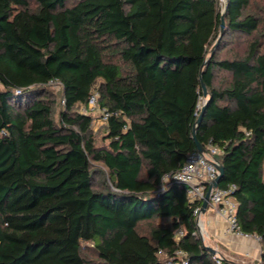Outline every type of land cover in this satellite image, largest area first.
Wrapping results in <instances>:
<instances>
[{"label":"trees","instance_id":"obj_1","mask_svg":"<svg viewBox=\"0 0 264 264\" xmlns=\"http://www.w3.org/2000/svg\"><path fill=\"white\" fill-rule=\"evenodd\" d=\"M0 0V264H217L185 187L197 138L264 264V15L252 0ZM244 54L218 58L228 34ZM231 74L216 84V72ZM202 78L208 95L204 96ZM53 84L61 87L57 112ZM111 113L98 145L82 113ZM104 180L95 182V164ZM182 235L177 237V233ZM89 247L96 257L85 251ZM222 264H226L223 260Z\"/></svg>","mask_w":264,"mask_h":264},{"label":"built area","instance_id":"obj_2","mask_svg":"<svg viewBox=\"0 0 264 264\" xmlns=\"http://www.w3.org/2000/svg\"><path fill=\"white\" fill-rule=\"evenodd\" d=\"M99 109L100 121L105 123L110 112L106 107L99 105V92H93L85 104L80 106L82 113H91ZM220 150L216 146H211L210 151L202 153L200 151L192 152L188 155L183 166L172 175L166 174L165 180L169 183L177 182L181 186L185 187L187 195L192 201H199L200 205L195 208V214L198 217V233L201 236L202 226L199 221L201 215V207L206 200L207 191L211 183L219 176L217 155ZM235 185H231L228 188H222L220 186L213 187L211 196L209 199V206L216 210L229 225V230L235 233L244 234L241 231L237 218L238 201L233 194ZM182 235V231L177 233V237ZM251 235V234H249ZM258 240L261 237L255 235ZM177 255L180 261L174 262L172 259L168 260L166 264H185L187 263L185 253L181 250L177 251ZM214 260L217 264L223 263V257L215 253Z\"/></svg>","mask_w":264,"mask_h":264},{"label":"crops","instance_id":"obj_3","mask_svg":"<svg viewBox=\"0 0 264 264\" xmlns=\"http://www.w3.org/2000/svg\"><path fill=\"white\" fill-rule=\"evenodd\" d=\"M201 237L223 257L226 264H261L263 245L255 235L239 234L229 230V225L211 206L199 217Z\"/></svg>","mask_w":264,"mask_h":264},{"label":"rangeland","instance_id":"obj_4","mask_svg":"<svg viewBox=\"0 0 264 264\" xmlns=\"http://www.w3.org/2000/svg\"><path fill=\"white\" fill-rule=\"evenodd\" d=\"M221 2L225 5L224 0H221ZM252 2L254 9L256 11L257 10L261 11L264 15V0H252ZM224 39H225L224 42L226 47L218 52V58L221 59L225 57H234L237 54H244L246 52L248 46V40H249L248 37L242 35H234V34L232 35L231 33L229 35L227 34ZM262 39L264 40V37ZM230 81H231V74L229 72H226L224 70H218L216 72V84L218 86L223 84L227 85ZM53 89L55 91L56 99L59 101L57 108V112H58L61 107L60 101H61L62 90L58 84H53ZM94 92H99V91L98 89H95ZM92 115L95 117L94 134L96 137L97 144L103 145L107 142L104 140L105 131H104V125L100 121L99 109L93 111ZM95 170H97V173L95 174V182L96 184H99L104 180V172H106V169H104V165L100 163H96ZM85 251L89 254L90 257H96L94 251H92L89 247H86Z\"/></svg>","mask_w":264,"mask_h":264},{"label":"water","instance_id":"obj_5","mask_svg":"<svg viewBox=\"0 0 264 264\" xmlns=\"http://www.w3.org/2000/svg\"><path fill=\"white\" fill-rule=\"evenodd\" d=\"M225 2V5H224V9H223V12H222V15H221V33H220V36L219 38L217 39L216 43L214 44V46L212 47L211 49V56L215 53L218 45H219V42L224 34V29H225V15L227 14L228 12V9H229V0H224ZM200 80H201V86L203 88V94L204 96H207L208 95V89H207V86L202 78V73H201V77H200ZM204 110H205V105L202 106V109H201V112L199 114V117L197 118V121L196 123L194 124V127H193V138L196 142V145H197V149L198 151L202 152V153H206L207 150L206 148L200 143V141L198 140L197 138V129L203 119V113H204ZM218 169H219V176L211 183L208 191H207V194H206V200L203 202L202 204V207H201V212L202 213H205L207 211V209L209 208V199H210V196H211V191H212V188L213 187H217L219 186L220 182L222 181V178H223V175H224V166L219 163L218 164ZM207 247V246H206ZM213 253H216V251L214 249H212L211 247H208Z\"/></svg>","mask_w":264,"mask_h":264}]
</instances>
